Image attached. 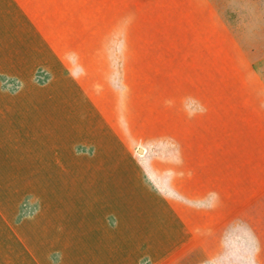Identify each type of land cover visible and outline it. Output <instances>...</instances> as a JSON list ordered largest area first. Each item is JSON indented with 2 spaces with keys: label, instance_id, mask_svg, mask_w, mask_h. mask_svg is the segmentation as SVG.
Instances as JSON below:
<instances>
[{
  "label": "crops",
  "instance_id": "1",
  "mask_svg": "<svg viewBox=\"0 0 264 264\" xmlns=\"http://www.w3.org/2000/svg\"><path fill=\"white\" fill-rule=\"evenodd\" d=\"M47 1L0 0V85L12 96L19 72H42L55 142L28 162L70 168L61 198L97 216L85 241L98 263L264 264V75L249 37L215 0ZM175 198L197 200L192 221Z\"/></svg>",
  "mask_w": 264,
  "mask_h": 264
},
{
  "label": "rangeland",
  "instance_id": "2",
  "mask_svg": "<svg viewBox=\"0 0 264 264\" xmlns=\"http://www.w3.org/2000/svg\"><path fill=\"white\" fill-rule=\"evenodd\" d=\"M215 1L231 27L251 40L264 75V0ZM47 5L52 11L54 1ZM41 73L31 71L23 81L19 72L12 96L0 85V264H99L103 251L85 241L87 229L98 224L97 216L84 214L61 198L70 168L60 162H28L29 152L32 156L40 146L45 149L55 142L47 133L50 100L41 88ZM187 205L197 207L198 202L175 198L182 222L196 216ZM166 220L160 216L159 222ZM208 246L213 251V238ZM111 260L107 253L106 263ZM173 260L183 264L191 259L178 253L168 261Z\"/></svg>",
  "mask_w": 264,
  "mask_h": 264
}]
</instances>
